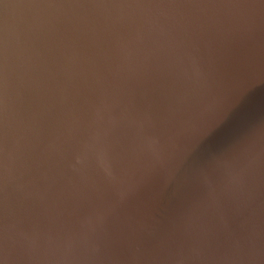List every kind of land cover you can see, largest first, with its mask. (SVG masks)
I'll use <instances>...</instances> for the list:
<instances>
[{"label":"water","instance_id":"obj_1","mask_svg":"<svg viewBox=\"0 0 264 264\" xmlns=\"http://www.w3.org/2000/svg\"><path fill=\"white\" fill-rule=\"evenodd\" d=\"M0 264H264V0H0Z\"/></svg>","mask_w":264,"mask_h":264}]
</instances>
